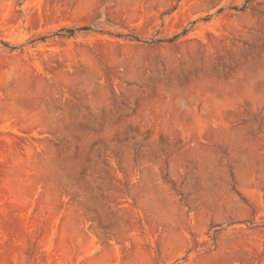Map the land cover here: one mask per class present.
I'll list each match as a JSON object with an SVG mask.
<instances>
[{"label": "rangeland", "instance_id": "obj_1", "mask_svg": "<svg viewBox=\"0 0 264 264\" xmlns=\"http://www.w3.org/2000/svg\"><path fill=\"white\" fill-rule=\"evenodd\" d=\"M0 264H264V0H0Z\"/></svg>", "mask_w": 264, "mask_h": 264}, {"label": "bare ground", "instance_id": "obj_2", "mask_svg": "<svg viewBox=\"0 0 264 264\" xmlns=\"http://www.w3.org/2000/svg\"><path fill=\"white\" fill-rule=\"evenodd\" d=\"M74 68V67H73ZM56 106H58V105H56ZM33 107V106H32ZM14 108H16V107H14ZM37 108V107H36ZM18 109V108H17ZM12 110H13V108H12ZM10 111V110H9ZM12 112H14V111H12ZM19 112H21L20 110H19ZM11 114H13V113H11ZM60 114V113H59ZM14 115V114H13ZM15 115H17V114H15ZM52 117V116H51ZM53 119V118H52ZM47 120V119H46ZM51 120V119H50ZM49 120V121H50ZM43 121V120H42ZM41 121V122H42ZM46 122V121H45ZM56 122V121H55ZM58 122V121H57ZM48 124V123H47ZM35 125H36V123H35ZM37 126V125H36ZM5 144V143H4ZM13 144V143H12ZM10 145V144H9ZM6 148V147H5ZM44 148V147H43ZM32 149V148H31ZM37 150V149H36ZM50 150V149H49ZM52 151V150H51ZM33 152V151H32ZM53 154V153H52ZM30 155V154H29ZM34 156V155H33ZM47 156H49V155H47ZM31 157V156H30ZM52 157V156H51ZM55 157V156H54ZM31 159H32V157H31ZM28 160H30V158L28 159ZM33 160V159H32ZM39 160V159H38ZM37 160V161H38ZM46 160V159H45ZM40 161V160H39ZM43 161H44V159H43ZM28 162V161H27ZM32 162V161H31ZM44 162H46V161H44ZM52 163L54 162V161H51ZM48 163H50V162H48ZM47 163V164H48ZM29 164H30V162H29ZM32 164H33V162H32ZM54 164V163H53ZM25 165V164H24ZM35 165V164H34ZM33 165V166H34ZM39 165H41V164H39ZM49 165V164H48ZM44 166V165H43ZM47 166V165H46ZM48 167V166H47ZM51 167V166H50ZM35 168H37V167H35ZM45 168V167H44ZM33 169V168H32ZM46 169V168H45ZM49 170V169H48ZM50 172V171H49ZM39 174V173H38ZM48 174V173H47ZM42 175V174H41ZM44 175V174H43ZM41 177V176H40ZM71 221V220H70Z\"/></svg>", "mask_w": 264, "mask_h": 264}]
</instances>
